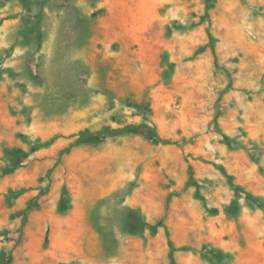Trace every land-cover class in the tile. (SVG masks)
<instances>
[{
	"label": "rangeland",
	"instance_id": "374dc122",
	"mask_svg": "<svg viewBox=\"0 0 264 264\" xmlns=\"http://www.w3.org/2000/svg\"><path fill=\"white\" fill-rule=\"evenodd\" d=\"M168 239L264 264V0H0V258L169 264Z\"/></svg>",
	"mask_w": 264,
	"mask_h": 264
},
{
	"label": "trees",
	"instance_id": "16d2710c",
	"mask_svg": "<svg viewBox=\"0 0 264 264\" xmlns=\"http://www.w3.org/2000/svg\"><path fill=\"white\" fill-rule=\"evenodd\" d=\"M128 129H136V130H139L141 131V134L143 135V137L148 141L150 142L151 144H161V145H169L171 144L169 141H165V140H162L158 134L156 133V131L149 127V126H146V125H138V126H130L129 128L127 129H124L122 131H126ZM109 128L107 129H103L102 131L98 132V133H93V134H84L82 137L83 138H87V137H93V136H98V135H101L103 134L104 132H109ZM80 141V140H78ZM193 178H192V169L191 167H189V184H193ZM18 194V193H17ZM33 206L32 204H29L27 205V207L25 208L26 211H29L30 209H32ZM167 237H168V234H167ZM168 246H169V264H176L175 260H174V251H175V248L174 246L172 245L171 241L168 239ZM203 255L204 256H207V255H210V257L214 260H220L222 258H229L230 256L226 253H224L222 250H219V249H213V248H210V249H207L206 246L203 247ZM0 264H5L4 262V259L3 258H0Z\"/></svg>",
	"mask_w": 264,
	"mask_h": 264
}]
</instances>
